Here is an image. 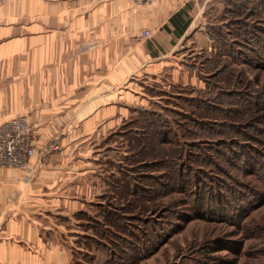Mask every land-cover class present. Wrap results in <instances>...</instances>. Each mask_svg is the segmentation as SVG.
Masks as SVG:
<instances>
[{
  "label": "rangeland",
  "instance_id": "rangeland-1",
  "mask_svg": "<svg viewBox=\"0 0 264 264\" xmlns=\"http://www.w3.org/2000/svg\"><path fill=\"white\" fill-rule=\"evenodd\" d=\"M237 14L251 26L262 27L264 38V8L258 5V0H211L199 14V26L193 32L189 45L179 49L180 61H177L175 66L177 70L181 67L182 69L181 73H176L175 79L171 77L170 69L164 70L157 78L150 76L149 79L133 80L135 92H131L132 96L124 97V100L138 109L132 111L129 120L117 128H112L111 131L97 128L85 139L78 140L81 143L71 142L69 145H63L59 142L61 146L59 150L48 149L53 152L64 150L71 152L67 155L71 160L69 166L74 168V172L77 168L80 177L75 179L73 174L67 176L72 184L68 195L80 201L84 199L89 201L77 207H65L59 200H55L54 207H49V213L55 217L72 215L75 212L82 217L97 216L105 220L99 203L107 206L105 203L109 198L105 193L110 192L116 196L111 211L119 217L122 215L123 219H118L120 221L116 219L117 225L104 222L101 224L103 227H100L99 234L89 228L87 234L95 238L85 237L79 241H76L77 237L65 234L64 225L57 227L47 239V244L55 247L49 250L45 248L46 254H38L44 258L42 262L53 261L54 264L63 262L60 257L63 255L60 252L62 251L64 261L68 259L69 254V260L73 264H219L225 261L233 264H264V182L255 171L253 172L255 166H250L247 172L239 170L237 166L242 159L236 160L234 155L235 152L238 154V151L245 150L251 159L264 162V59L261 64L254 65L248 62L246 59L248 56L242 57L239 53V59L236 60L232 54V56L227 54L226 44L222 45L220 42L221 35L227 33V38L234 40L239 38L232 35L234 26H241L240 30L246 28L243 22L235 24L230 21ZM245 45L235 48L248 52L249 56H256L257 52H253V48L262 46L258 43L254 45L253 41ZM261 53L264 54V51ZM153 72L160 71L151 69L150 73ZM154 80L159 83H155ZM141 81L149 84L148 94L144 92ZM228 91L243 94L226 96ZM248 100L260 102V108L251 109L253 106ZM205 102L209 106H215L214 104L219 106L205 108L202 106ZM235 109L240 111L235 112ZM151 110L161 114L162 122L172 129V135L178 139L192 142L208 139V145L213 146L212 149L214 146L223 149L224 158L219 156L216 160L228 171L230 178L228 179L223 172L210 168L212 170L210 176L215 177L214 186L217 189L219 186V183H216L217 179L222 178L228 181L231 188H237L236 180L244 182L255 188L256 193L254 195L252 192L251 198L256 204L244 207L245 211L239 212L237 216L233 215L231 221L204 219L192 214L186 200L188 196L183 191L171 188L158 196L141 195L136 198L131 192L118 189L126 184L124 174L128 172L133 175L135 172L132 168L134 166L126 158L131 154H142L140 158L149 161L154 160L156 155H164L166 159L178 156V145L160 142L153 133L142 132L147 129L144 124L147 116L144 117L141 112ZM191 113L196 114L195 118L209 117L217 121L213 123L214 127L201 124L202 121L199 124L191 120L194 118ZM23 116L28 118L26 115ZM138 117L144 120L135 122L134 119ZM224 123L237 125L228 126L223 125ZM130 129L136 130L135 138L141 137L148 142L144 149L140 150L138 141L132 139L128 132ZM60 139L61 136L54 135L51 140ZM217 140L227 144L217 143ZM201 145L203 146L199 151H204L203 148H207V144ZM40 153L38 150V154ZM209 153L214 154V151L210 149ZM226 155L230 161H226L228 159ZM192 166L200 165L194 163ZM168 167L169 164H164L156 169L163 172L161 170H168ZM203 168L208 170L206 167ZM110 181L116 183L117 189L110 188ZM122 197H129L131 202L128 203L127 199ZM171 204L174 205V209L181 210L182 217L176 218L175 214L164 211L166 208L162 207ZM161 214H165L164 217H159ZM132 216L141 217L130 219ZM157 219L162 220L161 224H153ZM58 220L67 225L64 218ZM52 221L57 222V218ZM51 222L47 225H51ZM153 225L158 232L165 235L163 239L157 238L156 235L152 237L155 233L151 231ZM150 226L151 230H147ZM145 229L147 233L144 234L142 230ZM113 232H116V235ZM124 239L132 240L130 242L133 243L124 246ZM234 244L240 245L238 253L230 249H218L219 246ZM57 246H61L62 250ZM35 249L37 252L44 251L43 248ZM34 251L33 249V253ZM34 261L36 262L35 259Z\"/></svg>",
  "mask_w": 264,
  "mask_h": 264
},
{
  "label": "crops",
  "instance_id": "crops-1",
  "mask_svg": "<svg viewBox=\"0 0 264 264\" xmlns=\"http://www.w3.org/2000/svg\"><path fill=\"white\" fill-rule=\"evenodd\" d=\"M210 1L0 0V123L28 116L41 151L26 169L0 167V264H54L38 254L55 247L47 239L56 228L64 225L73 237L81 232L75 212L49 213L55 200L65 207L89 201L68 195L67 176L80 177L69 166L71 152L46 147L81 143L97 128L111 131L129 120L138 109L124 100L135 92L132 81L181 73L179 49L189 45ZM141 83L148 94L149 84ZM63 255L57 264H73Z\"/></svg>",
  "mask_w": 264,
  "mask_h": 264
},
{
  "label": "trees",
  "instance_id": "trees-1",
  "mask_svg": "<svg viewBox=\"0 0 264 264\" xmlns=\"http://www.w3.org/2000/svg\"><path fill=\"white\" fill-rule=\"evenodd\" d=\"M258 5L260 7L264 8V0H258ZM237 13V12H236ZM236 16L238 18H236ZM235 18H232V23L238 24L242 23L245 25V30H240L241 26H234L233 34L239 38H236L234 40H230V38H227V33H223L224 35H221L222 41H220L223 45V43L226 44V52L228 55H233L235 57L234 59H239L238 54L242 57H247L246 59L251 64L257 65L262 63V59H264V54L261 52L264 51V38L262 37V27L257 26H251L250 23L244 22L241 16L237 14ZM188 22L184 25L186 27ZM259 29V30H258ZM258 39L257 41L255 39ZM247 39V40H246ZM261 44L262 46H259V48H253V52H257L256 56H249L250 54L248 52H244V50H239L238 48H235L237 46H246L245 43H251V42ZM254 47V46H253ZM249 54V55H248ZM231 55V56H232ZM226 96L229 95H242V92H226ZM245 94V93H244ZM253 101V102H250ZM248 100L249 104L253 106L251 109H259L261 104L258 101L254 100ZM246 102V101H245ZM215 106H209L206 102L202 104L205 108H213L218 107L219 105L214 104ZM222 107V106H221ZM264 107V106H263ZM240 109V108H239ZM242 110V109H241ZM240 111L235 109V112ZM234 112V113H235ZM242 112H245V110ZM142 115L147 118L146 121H144L146 130H142V132L147 131L154 134L155 137L158 138L160 142L163 143H171L174 145L179 146V152L178 156H172L171 158H167L163 155H156L154 160H147V159H141L140 156L142 154H131L130 156L126 157L130 162L132 167L134 169V174H129L128 172L125 173V180L126 184L125 186H122L121 188H118L120 190L124 189L128 192H131V195H135L136 198L142 196L151 197V196H158L162 192L169 190V189H175L176 191H183L186 196L187 203L189 204V208L192 211V214L196 217L204 218V219H216V220H227L231 221V217L237 216L239 212L245 211L244 207L253 206L256 204V201L251 198V193L254 192V195L256 193L255 188L248 186L246 183L241 182L239 180H236L235 183L237 188H231L228 185V181L224 178L217 179L218 181L216 183H219L218 188L213 184V181L215 177L210 176V171L219 170L225 174V176L230 178L228 171L223 168L220 163L216 160L219 156H223L225 151L223 152V149L217 148V146L208 145V139H200L192 141H186L178 139L176 136L172 135V129L165 123L162 122V119H160L161 114H159L156 111H142ZM240 113V112H238ZM191 115L194 117L196 114L191 113ZM191 118V117H189ZM144 120L143 118H135L134 121H140ZM193 122H201V124H207L209 127H214L213 123L217 120H212L211 118L202 117V118H191ZM260 123V122H259ZM223 125H237V124H230V123H224ZM239 125V124H238ZM231 128V127H230ZM133 131V132H132ZM129 134H131L132 139H134L136 142L138 141V145H140V150L144 149V146L148 145V142H145L146 140L141 138H135L137 137L136 130H129ZM144 135V134H143ZM141 135V136H143ZM130 136V135H129ZM149 136V133L147 134V137ZM142 139V141H140ZM148 139V138H147ZM153 136L152 140L153 141ZM150 140V139H148ZM147 140V141H148ZM217 143H223L227 144V142L224 143V141L217 140ZM201 144H207V148H203L204 151H199L201 149L200 147L203 146ZM183 147H186L185 150L181 149ZM226 147V146H225ZM196 149V150H194ZM208 151H207V150ZM214 151V154L209 153V150ZM139 150V151H140ZM141 153V152H139ZM238 154L235 152V159H242V161L238 164L237 168L243 172H247L250 169V166H255V173H257L258 177L262 182H264V162L261 160H253L247 155V152L245 150L238 151ZM241 153V155H240ZM186 157V159H184ZM227 157V155H226ZM226 161H230L229 157ZM192 161L191 163H188ZM252 161V162H251ZM197 164L200 166H192ZM229 163V162H228ZM164 164H169L168 170H161L163 172H159L160 169H156L157 167L160 168ZM235 164V163H233ZM232 165V163H231ZM197 167V168H196ZM208 168L206 170L205 168ZM210 168L212 170H210ZM158 170V171H157ZM220 175V174H219ZM221 176V175H220ZM223 177V176H221ZM228 178V179H229ZM115 182L110 181V188L117 186L115 185ZM113 188V190H114ZM117 189V188H116ZM111 189H109L110 191ZM251 191V192H250ZM107 193V192H106ZM105 195H108L107 197L109 200L105 203L108 204L107 206L104 205V203H99L100 207H102L101 211L104 214V219H99L97 216H89L86 217L85 215L82 217L81 215L76 214L77 217L80 219V227L81 232H79L76 236V241H79V239H85V237L95 238L92 235L87 234V230L89 228H92L96 234H99L100 227L102 226L104 222H110L108 224L115 223L117 225L118 219H123V216L119 217L115 212L111 211V207H113L112 204H114V200H116V196H113L112 193H107ZM125 198V197H122ZM113 199V200H112ZM127 199V202L130 203L129 197L125 198ZM130 201V202H129ZM126 202V203H127ZM173 204L170 206H163L162 208H166L164 211H167L168 213L175 214L177 217H182L183 214L181 210H177L173 208ZM244 208V209H243ZM81 214V213H80ZM161 214L159 217H164ZM133 217H136L135 219H139L141 216H132L129 217L130 219H133ZM118 221H117V220ZM142 219V218H141ZM122 221V220H121ZM124 221V220H123ZM160 219H157L155 223L153 224H161ZM148 222V221H147ZM103 227V226H102ZM151 230V226L147 230ZM146 229L142 230L143 233H147ZM101 231V230H100ZM155 232L153 236H157V238H164L165 235L162 232H158L156 226L153 225L152 230ZM114 235H116V232H113ZM162 233V234H160ZM155 236V237H156ZM124 236H120V238H123ZM151 237V239H152ZM125 238V237H124ZM156 239V238H155ZM132 240L124 239L125 245L131 244L133 242H130ZM127 244V245H126ZM240 245H233V246H219L218 249H227L232 250L235 252L240 251ZM126 251H128L126 249ZM223 261V260H221ZM219 264H233L229 261H225L224 263Z\"/></svg>",
  "mask_w": 264,
  "mask_h": 264
},
{
  "label": "built area",
  "instance_id": "built-area-1",
  "mask_svg": "<svg viewBox=\"0 0 264 264\" xmlns=\"http://www.w3.org/2000/svg\"><path fill=\"white\" fill-rule=\"evenodd\" d=\"M144 30L142 36H149ZM34 125L25 116L12 118L0 123V167L25 169L38 150L32 142ZM59 142L48 144L46 150H59Z\"/></svg>",
  "mask_w": 264,
  "mask_h": 264
}]
</instances>
